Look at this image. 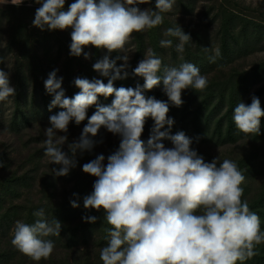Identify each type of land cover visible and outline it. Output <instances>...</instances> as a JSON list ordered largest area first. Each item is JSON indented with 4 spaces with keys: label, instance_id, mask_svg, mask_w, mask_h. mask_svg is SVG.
I'll list each match as a JSON object with an SVG mask.
<instances>
[{
    "label": "clouds",
    "instance_id": "1",
    "mask_svg": "<svg viewBox=\"0 0 264 264\" xmlns=\"http://www.w3.org/2000/svg\"><path fill=\"white\" fill-rule=\"evenodd\" d=\"M24 0H0V6L21 5ZM41 5L32 21L40 30L71 31L70 55L92 59L89 46L107 49L109 53H123L116 59L105 56L92 67L102 79L79 78L74 85L81 91L69 98L63 88L59 69L49 73L44 81L51 100L49 110L63 109L49 117L45 129L44 156L55 176H67L77 167L78 152H91L100 130L120 137L119 148L112 154L97 155L83 165V172L96 177L93 191L83 197L85 209L104 210L107 243L99 249L102 264H245L258 255L264 243V229L259 215L242 199L245 176L238 164L220 156L205 162L195 150L193 139L184 131L172 134L175 121L169 118L170 103L180 107L182 92L193 89L202 92L209 86L208 78L190 62L178 66L164 65L162 59L149 49L145 58L133 70V75L144 79L135 88H116L114 82L128 78L129 53L133 33L155 29L164 24L166 13H171L177 0H75L67 10V0H35ZM150 5L141 9L138 5ZM168 39L160 40V47L175 50L183 60L185 46L192 42L178 23L164 30ZM210 63H215L219 50L204 48ZM0 57V63H6ZM7 66L9 67L8 63ZM162 87L168 101L157 100L145 93ZM16 89L11 85L10 73L0 69V102L11 103ZM114 96L108 106L99 97ZM170 102V103H169ZM96 111L88 117V109ZM264 109L253 96L250 105L240 102L234 108L233 121L240 132L259 134ZM154 124L145 141L142 134L147 120ZM87 119L78 140L69 142L67 134L73 121L76 125ZM170 142L171 147L166 146ZM67 144L68 151L64 150ZM70 153V154H69ZM107 161V162H106ZM4 165L0 163V167ZM70 201L80 207L79 195ZM33 223L17 220L12 245L33 261L47 260L55 249L49 237H60L62 224L48 220L43 207L35 210ZM85 222L96 223L97 217L85 216Z\"/></svg>",
    "mask_w": 264,
    "mask_h": 264
},
{
    "label": "trees",
    "instance_id": "2",
    "mask_svg": "<svg viewBox=\"0 0 264 264\" xmlns=\"http://www.w3.org/2000/svg\"><path fill=\"white\" fill-rule=\"evenodd\" d=\"M73 2L75 0H67L66 4L70 5ZM195 2L196 0H177L182 13L189 16L194 12ZM138 6L141 9L144 7V5ZM17 9L15 8V10ZM20 11L21 14H17ZM35 11L36 9L28 8H19L16 11L17 13L14 10L11 11V13L18 16L12 20L13 34L9 39V43L16 47L19 60L22 62L25 59L28 62L27 74L28 77H31V82H28L26 70L21 72L22 77L20 78L19 74L15 88L16 94L10 98L12 110L8 115L3 111L6 102H0V131L2 133L6 132V134H10L20 141L21 152H27L20 169L29 168L21 176L18 175V170L11 172L10 176L0 184V264H102L99 258V249L107 243L104 229L109 225L104 221L103 209L99 211L85 209L83 205V197L92 192L93 176L83 171L78 175L79 183L74 190L80 197L78 201L80 207L78 208L72 207L70 203V201L76 199L74 195L62 201L56 200L54 195L55 181L51 179L55 176L48 172L42 173V189H44L43 193L46 197L42 200L48 205H39L37 208L29 209L21 204H16V200L20 198V195L17 194L18 186L30 187L28 185L29 179L40 171L39 165L45 158L43 141L46 139L45 127L49 123V117L63 110L59 107L49 110L53 97L46 92L44 86V81L48 78L49 73L57 69V60L53 58L52 51L47 46L50 39L49 35L45 34L42 38L27 37L28 27L32 24ZM219 12L221 46L219 48L220 54L215 63L209 62L208 53L203 50L204 48H210L205 41L203 32L195 27L184 26L174 19L167 18L168 14L166 13L164 14L165 21L163 25L149 31L133 33L132 43L136 44V48L135 55L129 62V68L127 69L128 78L115 81L114 87L135 88L137 84L143 85L144 79L133 75V70L145 58L148 49L156 52L164 65L178 66L182 62H190L200 69L212 72L207 74L209 86L204 91L184 90L182 92L184 103L180 107L173 106L169 102L168 116L175 121L171 132L176 134L179 131H184L188 137L192 138V147L204 157L205 162H211L214 159L205 152L208 147L223 148L241 142L250 145L251 149L244 148L249 151L232 160L238 164L245 176V182L242 184L244 188L242 199L246 198L248 200L250 209L259 215L261 227L264 229V180L258 188L253 187L256 180L259 181L261 177L264 178V117L261 118V131L259 134L240 132L232 119L235 106L240 102L250 105L253 96L260 99L261 107L264 109V61L250 70L240 71L237 68H232L227 74L224 72V69L233 62L237 55L244 51L246 53L254 51L255 42H264V22L239 18L236 12L225 7H222ZM206 14L208 15L209 11ZM176 23L180 24L186 33L190 34L192 40L185 46L183 60L180 59V54L175 50L178 41L174 38H172L173 46L168 50L160 47L162 29L172 27ZM56 41L57 54L60 55V58L64 50L69 55L62 85L66 91V96L69 98L74 97L75 94L81 91L74 85V80L77 78L73 76L74 65H77V72L80 73L79 78L102 79L107 83L108 78L100 76L92 65L105 56L116 59L117 66L124 63L123 60L117 59L123 53L116 51L109 53L107 49H98L95 46H90L92 49L91 62L84 59L83 56L73 57L70 55V37L67 38V47L61 41L58 42L57 37ZM41 49L42 52L39 51ZM86 51H89V49ZM37 58L39 59L38 65L35 63ZM256 85L260 87L251 94L253 87ZM162 87L161 85L147 91L145 95L154 96L157 100L168 101ZM114 98V96L107 98L100 96L98 102L103 106H108ZM95 111L96 106H91L88 109V117L94 114ZM87 122L86 119L80 125H76L74 121L70 123L67 133L69 142L75 140L77 129L81 126L84 127ZM153 124L154 121L151 118L145 124L144 133L148 134V138ZM36 126L38 137H33L34 135L31 133H34ZM104 131L106 129L102 128L95 139L99 141ZM25 136H29L27 141H24ZM141 139L146 141L142 137ZM33 141L35 142V148L32 151ZM119 144L120 138L116 142L110 141L106 157L115 152L119 148ZM165 144L169 145L170 142L165 141ZM2 145L5 149H9L8 145L1 144L0 147ZM258 149L263 150L261 154L258 153ZM8 157H10L8 152L5 150L0 151V163L4 165L0 167V171L8 168ZM93 158V154L89 151L78 152L76 155L77 167L71 170V175L78 174L83 165L93 160ZM27 201L31 203L32 199L28 198ZM41 207L45 209L48 220L57 219L61 222L62 230L60 237H49L55 243V249L51 256L47 260L36 262L19 252L12 245L11 240L15 222L22 220L26 223H33L36 217L32 213ZM85 216H95L97 222L94 224L85 222L83 219ZM245 264H264V243L258 246V255L247 260Z\"/></svg>",
    "mask_w": 264,
    "mask_h": 264
},
{
    "label": "rangeland",
    "instance_id": "3",
    "mask_svg": "<svg viewBox=\"0 0 264 264\" xmlns=\"http://www.w3.org/2000/svg\"><path fill=\"white\" fill-rule=\"evenodd\" d=\"M154 2V3H153ZM152 2V7L155 5V0ZM41 5H38L35 3V0H24V2L21 5H13L11 3L5 4L0 6V57L6 58V63H1L0 69H3L6 72L10 73V82L13 87L16 88L17 84V78L19 76L22 77L21 72L26 70V77L28 78V82H31V77H28L27 71H28V62L24 59L22 62L19 60L18 52L16 47H13L11 43H9V39L12 36L13 32V21L17 16L13 13H11L12 10L15 12L18 11L19 8H28V9H37ZM69 4L65 5V10H67ZM150 5L144 4V7L142 9L148 8ZM222 7H225L231 11H234L238 14L239 18H247L254 21H262L264 22V0H196L195 2V9L191 16L185 15L182 13L181 7L176 3L174 6V10L171 13H167V18L174 19L177 22H180L184 26H190L195 27L203 32L205 35V41L209 45V47H212L213 49H218L221 46V37H220V16L218 15L220 12L219 10L222 9ZM15 8H18L15 10ZM209 14L207 15L206 13ZM17 13V12H16ZM17 14H21V11ZM216 18V20H215ZM167 28L162 29V33ZM71 31L72 29L67 30H40L37 27H34L33 24H30L28 27L27 37L30 38V36H35V38H42L44 35H49V42H47L48 48L52 51V56L55 60H57V69L58 76L63 77L64 71L66 68V62L67 58H69V55L66 50H64L61 58L60 55L57 54V45H56V37L58 42L61 41V43L65 44L67 47V38H71ZM68 33V34H67ZM68 35V36H67ZM162 39H167L162 34ZM26 40V39H25ZM133 40V39H132ZM29 41V40H28ZM135 47L132 49V52L129 53V62L135 55V48L136 44L132 43ZM253 45V43H251ZM64 45V46H65ZM39 48V47H38ZM255 50L250 51L249 53H246L245 51L235 57L233 62L224 69V72L226 74L231 71L232 68H237L240 71L250 70L252 67L260 64L262 61H264V42L262 43H256L254 45ZM89 49L92 53L91 47L85 48V51ZM149 50V49H148ZM168 50V48H166ZM42 52V49L39 50ZM91 62V60H89ZM128 62V63H129ZM7 63L9 67L7 66ZM35 63L39 64V59L37 58L35 60ZM74 68V77H79V74L77 72V65L73 66ZM201 74L208 76L209 70L200 69ZM212 73V72H209ZM64 81V79H63ZM260 86L256 85L253 87L251 94H253ZM12 110L10 103H5L3 107V111H5V114L8 115L10 111ZM50 124L48 123L45 127H49ZM83 126L77 129L76 138L73 142L79 139V135L82 133ZM30 134V133H29ZM27 134V135H29ZM34 135L33 137H38V128L35 127L34 133H31ZM60 135H67L65 133H59ZM29 136L24 137V141H27ZM120 137L116 136L107 130L102 133L103 143H98L91 151L94 158H96L97 155L103 154L106 157L107 150L109 147L110 141L116 142L118 141ZM142 138L148 139V134L143 133ZM5 144L8 145L9 149H5V147L2 145L0 147V151H6L9 153L7 163L9 164L8 168L4 171H0V184L5 180V178H8L10 176L11 172H16L18 170V175H22L26 169H20V165L23 163L24 159L26 158L25 151L21 152V143L17 138H14L10 134H6V132L0 131V145ZM168 147H171V144L166 145ZM245 147L251 149L250 145L247 143H238L234 146H227L223 148H207L205 152L209 155H211L213 158H216L218 156L221 157V159L228 158V159H235L238 158V156H242L245 152L249 151L248 149H244ZM35 148V142L33 141L32 145V151ZM67 144L64 145V150H67ZM263 150L258 149V153H262ZM264 152V151H263ZM107 162V161H106ZM6 163V164H7ZM40 171L38 173H35L31 179H29L28 185L30 187L26 186H18V193L20 195V198L16 200V204L23 205L29 209L37 208L39 205L47 206L48 203L43 202L44 193L42 189V173L48 172L50 174L54 173L52 172V169H59V165L51 164L49 160L45 157L41 164L39 165ZM82 168L79 170L78 174L74 173V175H71V171L69 175L67 176H55L54 178L51 177L52 180H54V195L57 201H62L65 198H69L73 196V193H75V187L78 186L79 179L78 175L82 173ZM35 177V178H34ZM10 178V177H9ZM34 178V179H33ZM97 178L93 176L92 179V186ZM264 178L261 177L259 181H255L253 183L254 188H258L259 185L263 182ZM1 187V186H0ZM93 191V187H92ZM28 198L32 199V202L29 203L27 201ZM46 200V199H45Z\"/></svg>",
    "mask_w": 264,
    "mask_h": 264
}]
</instances>
